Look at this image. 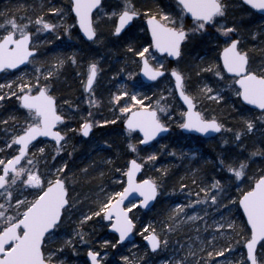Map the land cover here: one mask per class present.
<instances>
[{"label":"snow or ice","instance_id":"snow-or-ice-1","mask_svg":"<svg viewBox=\"0 0 264 264\" xmlns=\"http://www.w3.org/2000/svg\"><path fill=\"white\" fill-rule=\"evenodd\" d=\"M239 6L244 16H259L256 30L249 35L264 39V0H240ZM27 7L17 5V12L0 9V264H71L67 253L78 255L81 245L90 264H107L108 252L92 245L88 222L106 220L119 237L115 243L102 241V247L115 248L134 232L132 210L150 207L164 193L169 168L161 164L156 176L143 179H137V173L155 168L169 149L173 157L199 163L198 148L159 143L176 127L223 133V150L217 153L212 174L191 169V183L199 187L192 193L195 199L175 203L159 228L142 226L147 241L143 252L122 255L120 261L264 264V61L255 64L245 46L243 19L228 20L229 0H168L166 4L154 0L152 6H139V0H68L66 6L48 2L40 4L39 11L33 4L31 14L20 11ZM109 21L112 27L106 37L102 25ZM72 40L80 44L66 43ZM194 41L204 45V55L197 54L198 62L186 68L181 62ZM108 43L122 44L127 58L113 80L120 73H126L128 80L113 83L105 100L97 95V86L105 59L99 48ZM93 46L98 47L90 58L82 55L93 52ZM166 57L174 60L165 63ZM71 65L87 69L81 73L86 78L87 108L65 100L67 110L61 109L53 94L55 82ZM132 65L138 72L130 70ZM140 74L157 85L167 79L168 87L149 95L142 89L151 91L152 85L145 84ZM193 74L197 85L191 82ZM233 96L238 103L231 107L236 109L239 126L230 127L200 109L205 101L227 103ZM10 101L14 104L8 107ZM105 104L111 119L97 118L98 111L92 110ZM72 121L75 125L69 128L66 122ZM118 121L126 126L123 155L130 157L120 167H116L114 141L97 138L95 131ZM76 133L87 149L77 151L72 143ZM94 150L99 159L91 158ZM85 152L89 163L79 171L87 174L91 168L103 177L102 169L108 168L120 181L115 185L119 190L102 184L95 207L81 212L75 230L66 232L65 218L79 203L70 192L77 180L73 161ZM183 179L179 189L190 192ZM192 206L203 216L195 211L188 215ZM240 208L246 219L235 216L233 209ZM201 220L203 228L195 223ZM187 222H192L195 234L186 235V243H173L171 236ZM161 253L165 256L157 260Z\"/></svg>","mask_w":264,"mask_h":264},{"label":"trees","instance_id":"trees-1","mask_svg":"<svg viewBox=\"0 0 264 264\" xmlns=\"http://www.w3.org/2000/svg\"><path fill=\"white\" fill-rule=\"evenodd\" d=\"M48 2L53 3L55 6H60L59 0H0V9L8 7V8H11L13 12H17V5H24L26 3L28 7L22 8L20 11L31 14L33 11L32 9L33 4L37 5L36 11H39L38 6L40 4L48 3ZM62 3L66 6L68 3V0H62ZM161 3L166 4L168 3V0H161ZM153 4H154V0H139V6H144V5L152 6ZM233 10H236V9L232 8V9H229L228 11L229 21H232V20L237 21V19L239 20L240 18L239 16H237L238 11L235 14H233L232 13ZM187 23H191V20L189 18H187ZM242 27L245 29V36L251 38V35H249V32L253 30V27H249V24H247L246 21L243 22ZM245 46L249 49L250 54L253 57L254 63L257 57L258 58L264 57V44L262 45V48L252 47V46L249 47L248 42H245ZM47 47L51 48L52 45H48ZM84 47L87 48V46H84ZM95 49L96 48H93V52L91 53L88 51H85L84 53H82V55H84L86 58H90V56L95 52ZM99 54L104 57L106 54L110 56V58L117 57V60L115 61H112L110 58L105 57L104 62L101 65L105 67V65L109 63L110 73H115L117 70L120 69V66L122 65L121 58L125 57L124 51H123V45L114 44V43H108L106 48H99ZM197 54L201 56L204 55V45L199 41H195L193 48L191 49V53L189 55L188 53H187V56L185 54V56L187 57V58L185 57L186 61L187 63H190V65L186 64L183 66L186 68H189V67H192L195 63H197L198 62ZM166 63H169V61H167ZM81 69H83L82 66H76V65L68 66L67 68L63 70V75L55 82L53 94L57 97L58 105L61 109L67 110L66 106H63L64 104L63 101L65 100H70L75 104H79L81 108H84L85 103L82 102L81 100L86 95L85 90L82 87L84 77L80 79V77L77 75L81 71ZM132 70L136 71L138 69L135 67V65H133ZM193 78L197 79L195 74L192 75L191 82ZM166 80L167 79L160 80L158 85L157 83L151 84L152 85L151 91H149L148 88H144V89H147L148 94L151 95L152 92H157L159 88H162V84ZM98 95H101V94H98ZM101 96H103L105 100H107L106 92H104V94ZM13 104L14 102L10 101L8 107L13 106ZM106 108H107V104L104 105V107L102 108V111H105ZM177 112L179 113V111ZM221 115L222 116H220V119L225 121L229 126H232L233 124H236V123L239 124L237 113L236 111L232 110V108L229 109L228 107H225L223 111L221 112ZM99 116H102L101 113H99L97 118H99ZM66 124L69 128H72L75 125V121L66 122ZM95 131H96V135L99 132L101 133L99 138H110L112 141H114L116 145V147L114 148V151L116 152V160H117L116 167H120L123 164L125 159H130V157H125L123 155V149H124V146L126 145V142L124 141L123 136L121 134V132L124 131L123 125H121L120 123H117L116 125H108V126H105L104 128L97 129ZM176 131L178 133H181L178 127H176ZM180 137L184 138L186 137V135L183 134ZM85 140H87V138H85ZM72 143L77 145L78 152L82 151V149H87L88 147L84 141L80 140L79 133H76L73 136ZM170 145L172 147H177V145L173 142H170ZM69 150L71 151V149ZM94 151L97 152V150H94ZM169 152L171 154V149H169ZM206 154L209 157H207ZM205 157L207 159L211 157L215 161L217 158V155H215L214 153H211V151H208L207 153H205ZM91 158L98 159L96 155H94ZM89 159L90 157L88 153L85 152L84 155L77 156V158L73 161L77 180L73 188L70 189V192H71L72 198L76 194L78 197L84 199L82 204H85L86 201L90 202L91 200L95 199L98 193H100V186L102 184L107 185L109 187H111L112 185L113 173L108 171V168H104L105 174L103 177L99 176L98 172L91 168L88 169L87 174H83L79 171V169L85 167V165L89 163ZM185 163L187 162H179V163L174 162L170 157H167L166 153H162L160 157V163L157 164L155 168L151 170V175L156 176L161 164L168 166L169 168V174L167 178L163 181L164 193L158 199V202L153 209V214H155L154 216H155V219L157 218V221L161 219L162 215H166V211L168 208V206L165 203L166 198H167L166 196L168 194L174 195L175 192L173 193L172 189L175 188L176 191L179 189V184L181 183L182 177L184 178L183 182L185 184H188L191 180V176H190L191 169L189 167H186ZM202 168L205 174L207 175L212 174L213 162L209 161V164L203 165ZM146 170L148 169H144V173L146 172ZM117 190H119V187ZM237 211L240 213L243 219V215L240 212V210L238 209ZM149 214L150 212H145L144 218L149 216ZM91 223L93 222H88L87 228H89V225ZM141 227H142L141 223H138L136 225V234H137L136 238H137V241H141L143 243L144 241L143 237L139 234L141 232ZM111 237L113 238L114 241H116V238L114 235H111ZM143 246H144V243H143Z\"/></svg>","mask_w":264,"mask_h":264},{"label":"rangeland","instance_id":"rangeland-1","mask_svg":"<svg viewBox=\"0 0 264 264\" xmlns=\"http://www.w3.org/2000/svg\"><path fill=\"white\" fill-rule=\"evenodd\" d=\"M59 1H60V4H61L62 0H59ZM229 2H230L229 9H232V8L236 9V10H233L232 13L235 14L238 11L237 16H239L240 18H239V20L237 19V21H240L241 19H243V22L246 21L247 24H249V27H253L252 31H255L256 30V26L260 22L259 16L258 15L254 16V17L244 16L243 15V9H242V7L239 6L240 5V0H229ZM228 17H229V14H228L227 18ZM189 24H191V23H189ZM102 27H103V30L105 32V36L108 37V32H109V30L112 27L111 22L109 21V22L104 23L102 25ZM45 38H51V37H46V36L42 35V39H45ZM61 40H63V37L61 38ZM245 42H248L249 47L250 46H252V47L255 46V47L262 48V45L264 44V39L257 40V39H255V38H253L251 36V38L247 37ZM66 43L72 44L73 47H76V46H78L80 44V42L78 40L66 41ZM194 43H195V41L190 45V48H189V50L187 52L188 55L191 53V49L193 48ZM97 47L98 46H93V48H97ZM187 53H186V56H187ZM105 57L110 58V56H108L107 54L105 55ZM186 58H184V60L181 62L182 65H186V64L190 65V63H187ZM110 59L112 61H115V60H117V57H113V58H110ZM262 61H264V57H261V58L257 57L256 60H255V64H259ZM126 62H127V58L126 57L121 58L122 65L120 66V69L125 65ZM164 62L165 63L167 62L166 58H165ZM132 66L130 67L131 71H133L132 70ZM101 67H102V75H100V77H99V85L97 86V95L98 94L103 95L104 92H106V94H107L108 90L111 89L113 83L119 84V82H121V81H127L128 80V77H127L126 73H120L119 77H117L115 80H113V73L109 72L110 71L109 63H107L105 65V67H103V66H101ZM119 70H117L116 72H118ZM86 71H87L86 67H83V69H81V71L77 74L80 77V79L82 77H84L83 84H84L86 78H85L84 75H81V73H84ZM136 72H138V70H136ZM83 84H82V87H83ZM192 84L193 85H197L198 84L197 79L193 78ZM163 87H168V81L167 80L163 82L162 88ZM83 89H84V87H83ZM142 90L145 91V92L148 91L147 89H142ZM85 94L86 95L81 99L82 102H84V103L89 98L86 92H85ZM237 103H238V101L233 96L231 99H228L227 103L216 104V103H213L211 101H205L200 106V109L202 111L208 113V114L215 115V116H217L220 119V116H222L221 112L223 111V109L225 107H228L229 109H231L232 108L231 105L232 104H237ZM63 106H65V105L63 104ZM87 107L88 106L85 103L84 108H87ZM102 108H99V109L93 108L92 110L94 112L98 111V113H101L102 116L108 117L109 119H111V116L109 115V106L107 105V108H106L105 111H102ZM232 110L236 111V109H233V108H232ZM177 115H179L178 112H177ZM117 123H120V122L118 121ZM234 126H239V124L236 123V124H233L230 127H234ZM121 134L123 136L124 141L127 143L126 128H124V131L121 132ZM100 135H101V133L99 132L96 135V137L99 138ZM223 135L224 134L221 133L218 137H216V138H214L212 140H205L203 138L195 137V136H192V135L191 136H186L184 138H181L180 137L181 133H178L177 131H175V132H172V134L169 135L168 137H166L165 139L160 140L159 143L160 144H170V142H173V143H175L177 145L178 149L181 146H183V145H190V147L193 148V149L198 148L199 149V157L197 159H199V163H196V161L192 160V159H186V160L182 161L181 158L178 157V156L177 157H173L170 154V152L166 153V155H167V157H170L174 162H177V163H179V162H187V163H185V166L189 167L190 169H192V168H200L202 170L201 175H207V174H205L203 172L202 166L209 164V161L214 163V160L211 157L209 159H207L205 157V153H207L208 151H211V153H214L215 155H217V153L219 151L223 150L222 145H221V140H222ZM134 138H135V134H134ZM248 143H249V145H251V140L250 139H249ZM157 146H159V145H157ZM206 156L209 157L207 154H206ZM96 157L98 159L100 157V153L98 152V150L96 152ZM200 157H203V158L200 159ZM205 161H207V162H205ZM147 169L148 170H146V172L144 173V177H147L148 175H151V170L153 168L149 167ZM102 170L104 171V169H102ZM190 176L192 178V171L190 173ZM119 182L120 181H117L115 179V177H114V174H113L112 185H111V187L107 186V189L108 190H113V191H118L117 190L118 186H115V185H117ZM187 186H188V189L191 190L190 192L189 191H181L180 189H178L177 191H175L174 195L173 194H168L166 196L167 198H166L165 203L168 206V208H167V211H166V215H162L161 219L159 221H157V218L155 219V216H154L155 214H153V210L150 211L149 216L144 218L145 217V212L139 206H138V209H133L132 213L134 215V218L136 219V224L137 223H141V225L143 227H145V228L149 224H151L154 227L159 228L161 226L160 225V221L164 220V218L169 214V209L172 206H174L175 203H177V202L189 203L192 199H195V196L192 195V193H195V192L199 191V187L197 185H193L191 183V180L187 184ZM98 196H101L100 193H98V195L95 197V199L91 200L90 202L86 201L85 204H82L84 199L78 197L76 194L73 196V200H78L79 203L73 209L70 217H66L65 218V223H64V226H63L64 227V231L72 232V231L75 230L76 221L80 218L81 212H85L86 213L90 208H94L96 203L98 202L97 201V197ZM193 211L200 212V209L196 208L195 206H192V210H188V215H192ZM233 211L235 213V216L238 219H242V216L237 211V209H233ZM200 215L203 216V213L200 212ZM210 215H212V214L210 213ZM93 219H94V222L91 223L89 225V228H88V230L90 231V233L92 235V245L97 250H100L102 253L104 251L108 252V257L106 258L107 259V264H122V262L120 261V256L128 255L130 252L134 253L137 250L141 251V253L143 252L144 246H143V243L141 241H134L132 243L122 244V245L118 244L115 248H111V247L103 248L102 247V243H101L102 241L109 240V241H112L113 243H115L116 241L113 240V238L111 237V234L108 231L107 221H105V220L101 221L99 218H93ZM210 222L211 221H209V223ZM195 223L199 224L201 226V228H203V220L196 221ZM192 228H193L192 222H187L186 226L183 227L179 231V233L173 234L171 236V240L173 241V243L175 241H177V240H179L181 243H186V241L184 240V237L186 235H194L195 234L194 231H192ZM139 234L144 238V234H146V233L142 234V232H140ZM62 235H63V233H62ZM240 251H242V249ZM236 254L237 253H233V255H236ZM225 255L227 256L228 254L226 253ZM67 256L70 259L71 264H86V259H85L86 258V248L83 245H81L79 247L78 255L73 253V252H71V251H69L67 253ZM164 256H165V254L161 253L160 257H158L157 260H159L160 258H163ZM217 259H219V258H217Z\"/></svg>","mask_w":264,"mask_h":264},{"label":"water","instance_id":"water-1","mask_svg":"<svg viewBox=\"0 0 264 264\" xmlns=\"http://www.w3.org/2000/svg\"><path fill=\"white\" fill-rule=\"evenodd\" d=\"M168 59H169V60H174V58H171V57H168ZM140 76H141V78L143 79V81H144L145 83H147V84L154 83L153 81H149L146 77H143L142 74H140ZM125 127H126V126H125ZM182 131H183L184 133H186V134H194V135H197V136H203V137H205V138H207V139L213 138V137H215V136H217V135L219 134V133H215V132H211V133H209V134L197 133V132H194L193 130H182ZM140 135L142 136V134H140ZM166 135H168V134H164V136H166ZM40 139L50 141L51 138H43V137H41ZM142 172H143V169L141 170L140 173H137V179H139V178L141 177ZM138 195H139L138 193H134V194H133V196H138ZM156 202H157V201H155V202H151V203H150V207H148V208H142V207H141V208L144 209V210H150V209L153 208V206L156 204ZM127 203H128V201H125V204H127ZM241 211H242V213H243V209H242V208H241ZM244 218L246 219V216H244ZM109 231L112 232V233H115V234L119 237V234H118L117 232H115V230L109 228ZM134 240H135V235H134V232H133V233L130 234V236L126 239V241L121 242V243H125V242H128V241L132 242V241H134ZM145 242H146V244H147V241H145ZM87 260H88V262L90 263V258L87 257Z\"/></svg>","mask_w":264,"mask_h":264}]
</instances>
